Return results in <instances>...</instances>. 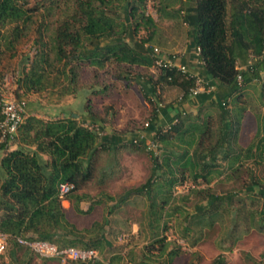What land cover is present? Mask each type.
I'll list each match as a JSON object with an SVG mask.
<instances>
[{
	"label": "rangeland",
	"instance_id": "1",
	"mask_svg": "<svg viewBox=\"0 0 264 264\" xmlns=\"http://www.w3.org/2000/svg\"><path fill=\"white\" fill-rule=\"evenodd\" d=\"M36 1L30 0V5L36 4ZM261 1L252 0L256 4ZM65 2L60 0L48 12L44 8L34 10L37 14L31 16L26 27L18 24L22 30L18 37L12 33L14 24H7L3 28L6 40L0 42V97L24 99L25 118L34 116L44 121H54L66 119L72 114L94 129L100 127L97 130L99 137L112 135L118 140L116 146L111 144L94 157L93 177L73 192L81 194L83 198L80 210L76 211L72 207L68 196L61 200L68 220L79 228L89 227L93 221L103 223L108 227L106 236L113 248L141 243L146 240L144 233L149 232L151 237L143 246L157 249L158 240L162 239L163 243L170 244L171 251H179L172 259L163 258L164 264H210L215 258H219L222 264H264V211L261 210L264 196L258 192L259 188L264 189V163L253 168L262 187L254 185L252 193L246 191L247 173H243L240 180L231 178L226 168L227 159L223 147L215 146L212 149L221 128L218 108L211 101H206L200 107L193 106L192 102L196 98L187 100L191 109L185 107V117L177 128L179 131L173 128L166 131L171 137L167 141L160 140L157 153L153 155L146 146L155 139L153 130H149L148 126L155 116L153 111L156 103L151 93L145 95L148 91L143 80L150 73L155 75V69L137 65L121 67L112 59L103 60L102 66H96L86 59L69 58L66 60L71 61L72 65L77 64L76 82L70 83L66 76L67 65L63 61H55L53 57L51 40L58 22L56 7L63 10ZM239 2L233 0L232 4L236 6ZM186 3V0H146L141 8L145 15L153 19L154 27L136 26V19L129 17L123 7H116V19L120 22L118 36L131 44L142 40L147 50L150 45H157L166 53L183 55L188 37L186 25L181 19L182 11L177 10ZM229 12L230 8L227 22L230 20ZM108 43L111 42L106 40L102 45ZM86 45V52L92 50V45ZM41 50L47 54L50 64L43 65L41 89L27 90L19 80ZM194 69L200 70L197 67ZM261 84L260 80H252L242 88L243 96L239 105L245 110L240 124H234L238 129L234 138L236 149L248 146L254 138L256 121L264 112V88ZM157 90L155 96L162 105L175 104L181 107L185 102L180 103V93L176 89L159 85ZM211 93L215 91L205 94ZM231 108L229 114L234 121L237 110ZM91 114L95 117L89 116ZM207 115L211 117V136L204 140L202 147H197L194 141L188 149L193 163L206 161L207 165L196 166L194 173L187 169L183 179H179L180 174L176 173L171 195L165 197L166 201L161 205L162 196L156 191L158 187L153 186L149 191L138 193L130 192L150 176L152 157L156 156L161 161L169 153L175 159L184 148L189 147L178 138L183 132L180 130L191 129L192 124L200 123ZM161 117H158L155 127L166 130V117ZM93 118L97 119L96 122ZM183 138L188 139L185 135ZM134 139L136 142L133 144L131 142ZM16 147L26 150L19 137L15 138L8 149ZM4 153L1 149L0 160ZM246 159V163H250ZM201 167L204 170L212 169L208 175L210 181L199 175L194 177V174H199ZM160 175L154 177L172 176L168 173ZM2 180L3 169L0 163V183ZM212 195L219 197L211 205ZM158 210H162L161 216L152 215ZM152 233L155 235L152 236ZM167 236L168 241H165ZM163 246L165 249L167 245ZM8 250L0 255V264H64L42 259L19 248L15 256H11ZM139 261L128 258L123 264H138Z\"/></svg>",
	"mask_w": 264,
	"mask_h": 264
},
{
	"label": "trees",
	"instance_id": "2",
	"mask_svg": "<svg viewBox=\"0 0 264 264\" xmlns=\"http://www.w3.org/2000/svg\"><path fill=\"white\" fill-rule=\"evenodd\" d=\"M59 1L37 0L36 4L30 5V0H0V42L6 40L3 28L7 24H14L12 33L18 37L17 35H20L22 31L18 28V24L26 27L31 16L37 14L34 10L39 11L44 8L48 12L55 8ZM65 1L62 6L63 10L56 7L58 22L51 40L53 57L55 61H63L64 65H67L68 75L66 76L70 83L76 82L77 64L72 65L71 61L66 60L69 58L86 59L87 62L96 66H102L103 60L112 59L121 67L129 68L130 65L153 67L156 74L150 73L143 80V85L148 91L145 95L151 93L156 103L155 111H153L155 116L148 129L153 130V138L158 143L160 140L167 141L171 137L167 135V132L180 126L186 112L184 109H179L168 116L169 109L175 107V104L162 105L155 96L158 91L157 87L160 85L176 89L180 93L178 97L180 103L181 101L186 102L190 97L189 90L194 84V78L175 68L157 66L152 55V47L157 45H150L147 50L142 40L131 44L118 36L120 22L116 19L118 11L116 7H123L129 17L136 19V26L154 27L153 19L145 15L141 8L146 0H116V3L114 0ZM186 1L185 6L177 10L182 11L181 19L186 25L188 37L186 45L194 51L199 48V53L195 55V58L200 61L204 73L215 79L218 86L222 88L220 92L214 94L200 93L193 97L197 98L199 107L206 101H211L218 108L221 128L212 149L215 146L223 147L224 157L227 159L226 168L229 169L228 173L231 178L240 180L243 173L248 174L245 187L247 192L252 193L254 185L261 186L253 168L255 165L264 163V112L256 121L255 135L248 146L234 148V138L238 133L234 124H240L245 110L239 105L243 96V86L252 80H260L264 88V56L250 66L246 64L250 55L256 56L264 49V0L258 4L252 0H240L236 6L232 4L233 0ZM229 8L230 20L227 22L226 16ZM106 40L111 43L102 45ZM86 44L92 45V50L89 52L85 50ZM161 51L168 55L175 54L181 61V54L166 53L162 49ZM44 64L49 65L50 60L44 50H41L19 80L24 88L27 90L41 89ZM238 74L242 78L240 84L237 82ZM231 106L237 110V117L235 116L234 121L229 114ZM162 112L167 120L166 130L155 127L160 117L157 113L162 114ZM92 115L94 116V114L89 116ZM2 117L0 111V120ZM93 119L96 122L97 119ZM210 125L211 117L207 115L200 123L192 124L191 129L180 130L183 132L178 138L180 141H185L189 147L184 148L175 159L169 153L165 154L161 161L156 156L152 157L150 176L130 192L149 191L155 186L159 188H156V191L162 196L160 205L165 202V197L168 198L171 195L176 173L180 174L179 179H183V174L187 169L194 173L196 166L207 165L206 161L193 163L188 149L194 141L197 147L203 146L204 140L211 136ZM98 128L94 129L80 122L78 117L72 114L66 119L54 121L23 116L11 144L16 137H19L20 143L26 147V150L22 147L8 149L2 146L5 153L0 160L3 169V180L0 183V232L10 234L5 251L9 249L11 256H15L18 248L36 255L27 246L15 241L14 236H21L30 240H45L55 244L58 248L70 246L92 248L98 252V258L92 262L67 259L64 264H123L122 256L118 253L110 255L108 260L105 257L104 249L108 248L111 251L113 248L112 242L106 236L108 227L103 223L97 224L93 221L89 227L79 228L68 220L61 199L57 195L59 182L73 183L74 187L67 196L72 207L76 211L80 210L79 205L83 198L81 194L73 192L78 191L93 177L94 157L111 144L116 146L119 143L112 135L99 137ZM184 135L188 139L184 140ZM134 140L131 143L134 144ZM246 158L250 160V163H246L248 161ZM198 171L199 174H194V177L199 175L210 181L211 178H208V175L211 174L212 169L211 171L210 169L204 170L201 167ZM167 173L172 176L167 177ZM158 175L166 176L165 178L154 177ZM229 176L225 177L229 178ZM258 192L264 196L263 188H259ZM218 197L217 195L210 196V204L212 205ZM261 210L264 211V202ZM161 214L162 210H158L152 215L159 217ZM158 243L160 249L166 245L162 239L158 240ZM172 252L179 251L173 250ZM40 258L60 262L55 257ZM210 264H222V262L219 258H215Z\"/></svg>",
	"mask_w": 264,
	"mask_h": 264
},
{
	"label": "built area",
	"instance_id": "3",
	"mask_svg": "<svg viewBox=\"0 0 264 264\" xmlns=\"http://www.w3.org/2000/svg\"><path fill=\"white\" fill-rule=\"evenodd\" d=\"M199 48H196L195 55H198ZM152 55L154 62L157 66L163 68H175L183 73L189 74L194 78L193 86L189 90V96H196L200 93L210 92L214 89V86L209 83L204 77L193 73L180 61V58L175 54H165L157 46L152 47ZM264 56V49L258 55H250L246 64L252 65L255 61H258ZM196 57V56H195ZM196 61L200 63L199 60ZM201 64V63H200ZM4 80H7L4 78ZM8 81V80H7ZM237 82H242L241 75H237ZM26 102L23 99L0 97V111L2 113V119L0 120V150L2 146L9 147L11 140L17 134L18 127L23 120L24 108ZM148 125V124H147ZM136 142V139L134 140ZM153 155H156V150L159 147L158 141L151 140L146 146ZM73 183L69 181L59 182L57 185V195L61 200H64L73 189ZM10 234L0 232V253H3L7 247ZM15 241L19 244L27 246L39 257H55L58 258L61 263H64L67 259L79 260L84 262H92L98 258V252L95 249L88 248H76V247H64L58 248L55 244L45 240H30L21 236H14ZM131 264V263H130Z\"/></svg>",
	"mask_w": 264,
	"mask_h": 264
},
{
	"label": "crops",
	"instance_id": "4",
	"mask_svg": "<svg viewBox=\"0 0 264 264\" xmlns=\"http://www.w3.org/2000/svg\"><path fill=\"white\" fill-rule=\"evenodd\" d=\"M195 51L193 48H189L188 45L185 46V51L183 52V55L181 56V62L183 64H185V66L193 73H197L198 75L202 72L203 74L200 76L204 77L207 81H209L210 84H212L214 86V91L215 92H220L222 90V88L220 86H218L217 81L213 78H211L210 76L206 75L204 73V68L203 66L198 63L196 61L195 58ZM247 62V61H246ZM197 67V69L200 70H195L194 68ZM242 67H244V65H242ZM195 98L193 96H190L189 99ZM195 101V103H194ZM193 106H199L198 105V100L197 98L194 100ZM185 107H190L191 109V105L189 103V101H186L184 103H182L181 107L179 106H175L171 109H169L168 112V116L172 115L173 113H175L176 111H178L179 109H185ZM162 117V119H164L166 116L165 114L162 112V114H160ZM138 235V233H135ZM161 234V233H160ZM155 233H152V236H154ZM150 233L149 232H145L144 233V238L146 240H144L141 243H130L129 245H125L122 248H112V250L110 251L108 248L104 249L105 251V257L110 258V255L112 254H120L122 256V261H126V259H130L131 261H135L137 259L140 260L141 262H143L144 264H164V262L162 261L163 258L167 259H172L174 258L173 255H176V253H171V246L170 244H168V242L166 243V248L164 249H160V247H158L157 249H152L149 247H145L143 246L147 240H149L150 238ZM154 239V238H153ZM165 241H168V236L165 239ZM164 251V252H163ZM108 260V259H107ZM169 262V260H168Z\"/></svg>",
	"mask_w": 264,
	"mask_h": 264
}]
</instances>
